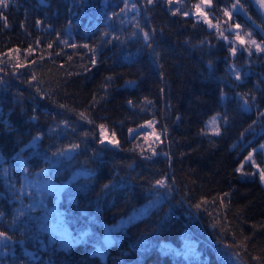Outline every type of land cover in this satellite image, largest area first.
<instances>
[{
    "label": "trees",
    "instance_id": "16d2710c",
    "mask_svg": "<svg viewBox=\"0 0 264 264\" xmlns=\"http://www.w3.org/2000/svg\"><path fill=\"white\" fill-rule=\"evenodd\" d=\"M198 3L178 11L171 0L0 7V264H264V186L252 166L238 171L264 142L263 132L243 148L264 128V52L236 81L232 65L246 56L234 57L217 28L190 15ZM212 3L216 23L264 41L253 0L237 9V0ZM215 116L219 135L207 129ZM149 122L163 135L156 155L130 136ZM100 129L119 147L103 144ZM256 160L263 165L264 153ZM40 172L65 184L53 209L73 233L96 236L148 212L116 234L104 259L94 254L96 238L63 247L48 211L23 192L24 178ZM188 240L194 254L186 257Z\"/></svg>",
    "mask_w": 264,
    "mask_h": 264
},
{
    "label": "rangeland",
    "instance_id": "374dc122",
    "mask_svg": "<svg viewBox=\"0 0 264 264\" xmlns=\"http://www.w3.org/2000/svg\"><path fill=\"white\" fill-rule=\"evenodd\" d=\"M184 1L186 2V0H171V4L176 9V11H178L180 7L183 8V5L185 4ZM253 2L255 6L257 7V9L261 13L264 14V6H261V3H259L258 0H253ZM196 5H200V13H202L203 15L198 14L196 7L193 10L192 14L190 15L196 21L205 24L210 29L217 28V27H210L209 24L205 22V15H206L207 19L211 21L212 25L217 24L212 19V17L209 15V10H211L213 6L212 0H211L210 5L202 3V0H200V3ZM237 7H239V5H237ZM191 8L193 7H190L189 9ZM236 25L238 24H232V23H228L225 25L218 24L217 30L219 29L218 30L219 36L222 37L223 39L224 37H227V39H225L226 42L229 45H231L232 48H235V54L232 53L234 57L236 56L239 57L240 55H242V53H244V55L246 56V58L245 57L240 58V60L237 62V65L236 64L232 65L233 78L240 83L242 82L245 73H247L248 71V70H244V68L247 66L251 67V65L253 64L255 65L256 62L252 61V59L255 57V55L261 52H264V41L262 42V41H258L257 39H255L253 36L254 32L251 31L250 29L245 30V29H242L240 26L239 28H237L235 27ZM221 33H223V35H221ZM249 33L250 35H248ZM237 35H239L243 39L244 41L243 44H241L240 40L236 38ZM253 40L256 41V44L252 43ZM257 45L260 46L261 50H258ZM241 63L243 64V66H241ZM237 76H239V79H237ZM213 118H215L214 122H213ZM213 118H211L208 121L207 129L212 134L219 135L221 133V124H222L221 117L215 116ZM217 131L219 132V134H216ZM263 132H264V128H261L260 130L251 131L252 137L249 138V141H244L243 148L253 145V143L258 140V135L262 134ZM130 136H131V139L135 138L137 140V144H140V147L143 149V151L145 150L146 152H150L153 155H156L158 148L163 145V135L159 130H157L156 122H149L143 127H141L140 129L131 131ZM99 137L103 144L114 147V148L119 147L116 137L114 135H111V133L107 131L106 129L99 130ZM251 147H252V151L250 154H251L252 160H249L246 162V159H245L243 165L252 166L261 184L264 186V181L260 179V175H259L260 170L264 169V164L262 165L256 160V154L258 152L264 153V142L259 145H255ZM73 151L67 152L66 155L64 156L68 157L69 155L72 154ZM252 161H255V163L253 164ZM44 172H40L37 175H29V178L25 177L24 180L27 181V185H25L23 192L24 194L29 195L30 198H33V199L36 198V200L38 199V201H40V202L37 201V204L38 205L42 204L41 206H43L44 208L38 207L39 209H43L45 212L46 210L48 211L50 225H52L51 227L52 229H54L53 231L56 233V235L59 234V238L62 241L61 245L63 247H69L72 244H76L78 242L96 238L98 243L95 245L94 254L104 259L107 254V248H109L110 245L116 242V237H115L116 234H118L120 231L125 229L127 226L136 222L142 215L144 216V214L148 212L147 208L142 209V210H137L130 217L122 219L118 224L111 225V226H104V228L101 230L102 232L96 236L94 235V232L90 230H83L79 232L78 234L73 233L72 231L67 230V228H64L61 222L60 214L57 213L55 209H53L55 208L56 204L60 202V194H61L62 189L65 187V184H58V183L51 182L45 177ZM85 174L86 173H84V175ZM76 177L77 176H75V178ZM165 186H166V182L162 184L160 189L165 190L163 188ZM46 195L54 199L55 204L51 208L52 210L49 207L48 209H45V204L44 202L42 203L41 201L42 198H46ZM163 198L164 196L159 194L157 199H155V205L159 203V201H161ZM150 206L152 207V205ZM183 254L186 257L194 254V249L192 248V242L190 240L187 241L184 247V250H183ZM229 259L232 262V264H240V263H237L233 258H229Z\"/></svg>",
    "mask_w": 264,
    "mask_h": 264
},
{
    "label": "snow or ice",
    "instance_id": "6c2138e0",
    "mask_svg": "<svg viewBox=\"0 0 264 264\" xmlns=\"http://www.w3.org/2000/svg\"><path fill=\"white\" fill-rule=\"evenodd\" d=\"M149 2H151V0H149ZM258 2L261 3V6H264V0H258ZM202 3L210 5L211 0H202ZM238 4H239V0H237V3H236V4H233V5H232V8H233V9H237V5H238ZM0 7L7 8V7H8V0H0ZM195 7L197 8V12H198V14H202V13H200V5H196ZM239 7L242 8L243 5H239ZM222 11H223V14H224L225 16H229V17L231 16V12H230L227 8H226V9H223ZM185 15H187V13H185ZM202 15H203V14H202ZM205 22L208 23L210 27H217V28H218V23H219V21H218L217 25H212V24H211V21H209V20L207 19V16H206V15H205ZM235 27L239 28V25H236ZM218 30H219V29H218ZM221 35H223V33H221ZM248 35H250V33H249ZM145 38H147V33L145 34ZM236 38H237L238 40H240V43H241V44L244 43L243 39H242L239 35H237ZM224 39H227V37H224ZM65 43H66V42H65ZM252 43H253V44H256V41L253 40ZM48 47L51 48L52 45L49 44ZM257 48H258V50H261L259 45H257ZM28 51L31 52V49H28ZM230 51H232V53L235 54V48L230 49ZM237 79H239V76H237ZM130 103H131V102H130ZM83 115H84V114L81 113V116H83ZM214 121H215V118H213V122H214ZM100 127L103 128L104 126H103V125H100ZM216 134H219V132L217 131ZM249 160H252L251 154L249 155V157L246 158V162L249 161ZM252 163L254 164L255 161H252ZM242 169H243V164L241 165L240 169H238V171H240V170H242ZM247 174H252V175H254L255 173H247ZM259 175H260V179H261L262 181H264V169H261V170H260ZM158 183L163 184L164 181H159ZM198 207H199V206H198ZM3 235H4L3 233H0V236H3Z\"/></svg>",
    "mask_w": 264,
    "mask_h": 264
}]
</instances>
